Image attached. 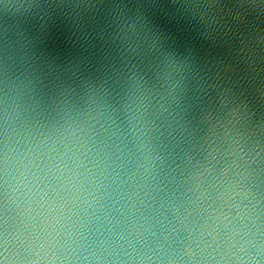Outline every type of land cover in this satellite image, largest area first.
Wrapping results in <instances>:
<instances>
[{"label":"water","instance_id":"95a60500","mask_svg":"<svg viewBox=\"0 0 264 264\" xmlns=\"http://www.w3.org/2000/svg\"><path fill=\"white\" fill-rule=\"evenodd\" d=\"M0 264H264V0H0Z\"/></svg>","mask_w":264,"mask_h":264}]
</instances>
